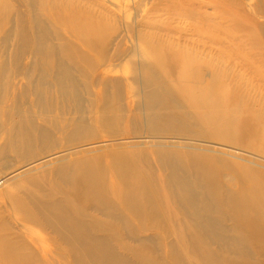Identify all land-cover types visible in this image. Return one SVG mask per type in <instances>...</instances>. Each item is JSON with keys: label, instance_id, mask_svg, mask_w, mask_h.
<instances>
[{"label": "bare ground", "instance_id": "1", "mask_svg": "<svg viewBox=\"0 0 264 264\" xmlns=\"http://www.w3.org/2000/svg\"><path fill=\"white\" fill-rule=\"evenodd\" d=\"M77 1L17 0L15 6L0 0V163L89 125L110 127L114 138L113 124H133L152 140L105 152L107 168L98 164L97 153H74L82 157L73 161L61 154L0 178V186H8L0 193V209L8 217L0 222V264H264V168L228 161L218 151L155 140L191 138L186 129L194 123L231 144L235 131L251 128L243 120L250 100L231 90L226 67H212L206 57L213 38L197 27L207 24L206 15L178 16L198 41L170 38L166 24H158L152 26L158 34L134 38L137 49L118 44L107 57L110 36L96 35L93 24L84 27ZM60 21L62 32L54 24ZM109 31L112 35V27ZM110 60H123L126 81L106 79L104 71L93 76ZM259 127L251 133H263ZM54 158L58 182L37 186L45 172L32 170ZM87 209L107 221L84 216Z\"/></svg>", "mask_w": 264, "mask_h": 264}, {"label": "rangeland", "instance_id": "2", "mask_svg": "<svg viewBox=\"0 0 264 264\" xmlns=\"http://www.w3.org/2000/svg\"><path fill=\"white\" fill-rule=\"evenodd\" d=\"M6 1H9L10 4L12 3V5L14 4L16 6L17 0H6ZM76 3H77L76 6H79V9L83 10L82 12H78V13H79V16L82 18L80 19L84 20L85 28H90L91 27L90 25L93 24V27L96 29V35L102 34L104 36H108V35L110 36V39L106 40V43L108 45V49L106 51L107 57L108 56L111 57L112 51L116 49L118 44H120L119 46L124 48L126 51L129 50L130 47L132 49L133 44L135 45L134 48L137 49L136 48L137 43L134 42L135 41L134 38H136V36H139V37L143 36L142 34H144V36L151 35V37L158 34L157 33L158 30H156L157 26L156 28H152V26H155L158 24H166L165 27L170 31L169 33L170 38H173V39L184 38V39H191L189 41H198V39H200L201 37H198L197 34L193 36L189 34L188 33L190 29V26H188L189 22H187L188 23L187 24L186 22L181 20V18H179L178 16L186 15V14H193V13L194 14L196 13V15L197 13L199 15L205 14L208 19V21L206 22L207 24L205 26L204 24H199L197 25V27L201 28L202 30L204 29V31L207 30V32H209V35H208L209 37H212L213 39L215 37V39L220 40L218 43L214 41L213 39L211 40V38L208 39V43H206V45L211 48L210 50L211 52L206 49L207 50L205 51L206 57L207 59L212 60L213 62V64L211 62L212 67L217 66L216 68L219 69L220 68L219 64L220 66L223 67V68L221 67L222 69L226 67L228 77L231 81L230 82V86L232 87L231 90L241 95H246V97L245 96L244 97L247 100H250L245 103L248 105V108H247L248 114L246 115V117H243V120H247V122L249 121L248 123L249 124L251 123L250 124L251 128L245 134L243 133L238 134V132L235 131V135H236L234 138L235 140H233L234 142L232 141L233 143L231 144H225L221 142L220 137L218 139V136L210 133L206 129L205 130L203 128L200 129L201 127L200 126L198 127V125L197 124L195 125L194 123H192L191 125L192 127H189L190 126L189 124V126L186 129V130H189L187 131V133L190 132L194 134L192 135L194 139L192 137L187 138V137H182V136H178V137L174 136V138H172L173 136L172 137L171 136L162 137L163 135L162 136L158 135L157 138H155V140L156 141H172V142H177V143L180 142L183 144L192 145L195 148L200 147L199 149H203L211 153H214L212 151H215L216 154L219 153L220 155H222V157L223 155H225V158H228V161H231V159L233 158L231 162H234L233 160H235L236 163L240 165L245 166V164H247L248 167L249 165H251L250 167L253 169L264 168V151H263L264 150V145H263L264 143L263 142L264 141V137H263L264 135V105L259 106L261 103L257 105L258 98H260V100L264 102V0H78ZM162 7L166 11H163ZM61 8L63 7L62 6H60V8L58 7V11L62 12ZM110 11L111 13H109ZM148 12H150V14L152 13L153 16H150ZM162 12L164 13L162 14ZM165 12H167L168 14L166 13L167 15H165ZM104 16H107V17H104ZM100 17L102 18L104 17V18L100 19ZM163 17L164 19H161V20L159 19ZM107 18L108 20H106ZM156 18L157 20H155ZM101 20L102 21L104 20V21L102 22ZM159 20L161 21V23ZM162 20L163 21L165 20V21L163 22ZM98 21H99V24H98ZM144 21H145V24L146 23L147 24L143 26ZM60 22L54 23V24L55 26L58 27L57 30L62 32L64 24L63 22L62 23ZM100 22H101V25H100ZM152 22H155V23H152ZM198 22H201V20ZM102 23L103 24L105 23V24L102 25ZM100 26H102L103 28ZM106 26H109V28L112 27V35L110 34L109 28ZM70 27L74 28V26H70ZM146 28L148 29L146 30ZM137 32H140V33H137ZM161 35H164V34H161ZM173 41L175 42V40ZM122 45H126V46L123 47ZM217 51H219L220 53ZM217 59L221 60V61L220 60L218 61V64H217ZM121 62H119V60L107 61L106 63H103L101 66H99L94 71L93 76L98 77L100 76L102 71H104V73L106 74V79L122 78L125 80L127 78V70L122 68L120 64ZM214 62L217 65L216 64L214 65ZM221 62L224 65L221 64ZM238 86L240 87V89ZM93 89L95 92L97 91L96 86ZM84 98H85V101L88 100L87 96H84ZM93 100L97 101V99H94V98ZM123 101L125 104H128L131 102V99L129 96L126 97V95H124ZM250 104L251 105L254 104V105L251 106ZM241 109H244V107H242ZM93 112L95 113L96 111H92V110L90 111V114H89L91 115L89 116L90 119H92L95 115L93 114ZM260 125H262L263 131L261 132L263 133H260V132L258 133L260 129L259 127ZM195 126H197L199 129H194ZM96 127L97 126L89 125L88 127L84 129L85 132H79V133L71 134V135L69 132H67V133L62 134L60 137L56 136L51 141L43 144L41 148H37L36 150L35 149L31 150V151H34L35 153L30 151L31 153L26 152V153L20 154L21 156L24 155L27 158H25L24 156L22 158H19L20 155H18L19 157L12 155V154L7 155L2 161V163H0V178L8 176L10 173H14L16 170L23 168L25 165L38 162L44 158H52L56 155H61V154L66 155V157H69L68 160L73 161L74 159L81 156V155L75 156L74 153L75 154L82 153L83 155H89V156L97 153L99 157L101 155L100 157L101 160H99L98 164L102 165L101 167L106 166L107 168V164L105 161L106 159L105 160L103 159L105 152L107 154L108 152L111 151L110 154H112V149H115L117 147L126 148L129 146H133L136 143L139 144V143L145 142L146 143L145 146H147L148 143L146 141L149 142L152 140V139L149 140L148 138L145 139V137L149 135L145 134L146 132L144 130H139V127L137 128V126L133 124L131 125L124 124V123H120L116 125L113 124L112 134L118 135L117 137H114V138L109 137L107 133V131H109V128H110L109 126H108L109 127L108 129L107 127L105 128H99V127L96 128ZM255 127L259 128L258 131L256 130L257 133L255 131L251 133ZM191 128H193L194 130L193 129L191 130ZM114 129L117 132L114 131ZM131 130L133 131L134 134L131 132ZM198 130H201V131H198ZM202 132H204V135L202 134ZM197 133L202 134L203 136L200 135L202 137H199ZM208 133L210 136L208 135ZM256 134L258 136L260 134L261 137L256 136ZM97 135H99L100 137ZM257 137L259 140H261V143L260 141L258 142ZM253 143L256 146H254ZM258 143H260L262 147H260ZM89 144H95L93 146L95 149L94 148L87 149ZM248 145L250 146L249 147L250 149H248ZM251 147L253 150L251 149ZM99 152L100 153L102 152L103 154H100ZM25 154H28L29 156ZM70 154L71 156H69ZM227 155L228 157H226ZM23 158L25 160H21ZM149 159L146 160L145 164L142 163L143 165L142 164L141 165L147 166V162L149 163L151 162V159L150 161ZM56 160H57L56 158L52 159L51 163H49L51 165L47 164V165H44V166L38 167L37 169L32 170V172H43V171L45 172L44 173L45 176L43 175L42 177H37L38 179L36 180L37 181L39 180L38 182H36L37 186L44 187L45 189V187H48V186L51 187L52 183L58 182L57 178L53 176V171H55V168H57ZM39 168L41 169L39 170ZM47 174H49V176ZM46 176L50 178L48 179L46 178ZM43 179L44 180L46 179V180L43 181ZM44 184L47 186H45ZM6 188H8L7 185L5 184L1 185L0 193L5 191ZM2 189L3 191H1ZM1 205L2 204H0V208H3L2 207L3 205L2 206ZM80 206L79 207L77 206V207L79 209L82 207L84 208V205L82 207ZM92 207L93 206H89V209ZM89 209H87L88 211L85 212L84 216L88 215L87 216L88 218L90 217V219L92 220L95 219L96 221L97 219L100 220L101 222H103V220L105 222L107 221V219L104 218L101 214H98V213L95 214L94 211L89 210ZM168 211H170V209ZM7 219H8L7 215L2 213V209H0V222L3 221L4 223L6 222ZM12 225H11L10 231L15 232V229L13 228ZM33 232L35 233V235H38L40 237L43 236L42 233L40 232H37V231H33Z\"/></svg>", "mask_w": 264, "mask_h": 264}]
</instances>
